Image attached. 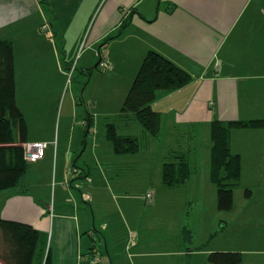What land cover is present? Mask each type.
<instances>
[{
  "label": "crops",
  "instance_id": "1",
  "mask_svg": "<svg viewBox=\"0 0 264 264\" xmlns=\"http://www.w3.org/2000/svg\"><path fill=\"white\" fill-rule=\"evenodd\" d=\"M0 37L13 42L27 141L48 144L16 186L0 190V217L44 234L33 264H210L216 250L264 264V126L231 130L241 174L229 211L217 207L210 132L214 120L264 119V0H0ZM150 50L192 76L159 92L156 136L132 115L118 116L123 102L99 101L108 90L124 101ZM79 52L89 84L59 113L65 71L78 68ZM101 59L108 71L94 69ZM93 79L98 94L85 95ZM109 123L139 149L115 152ZM180 155L191 174L167 187L163 165Z\"/></svg>",
  "mask_w": 264,
  "mask_h": 264
},
{
  "label": "trees",
  "instance_id": "2",
  "mask_svg": "<svg viewBox=\"0 0 264 264\" xmlns=\"http://www.w3.org/2000/svg\"><path fill=\"white\" fill-rule=\"evenodd\" d=\"M46 2V0H43ZM101 59L94 69L105 71ZM92 69H90L91 71ZM90 71H86L89 76ZM192 80L191 74L163 54L150 50L141 62L133 83L125 96L120 117L133 116L151 135L161 129V114L153 108L160 91H175ZM264 126V119L221 121L211 124V178L217 186V207L229 211L234 204V189L239 186L241 160L231 151V130L238 127ZM108 137L118 154L134 153L138 139L121 136L114 123L107 125ZM28 127L24 114L16 102L13 42L0 37V190L16 186L26 171L24 143ZM191 168L184 155L163 165L162 181L167 187L185 183ZM251 196V190L245 189ZM188 241L190 231L183 230ZM44 234L33 226L0 217V259L6 264H33L37 248H44ZM210 264H243L240 251L216 250L208 255ZM44 264H50L46 258Z\"/></svg>",
  "mask_w": 264,
  "mask_h": 264
},
{
  "label": "rangeland",
  "instance_id": "3",
  "mask_svg": "<svg viewBox=\"0 0 264 264\" xmlns=\"http://www.w3.org/2000/svg\"><path fill=\"white\" fill-rule=\"evenodd\" d=\"M85 41H86V39H83V44H82V48L85 46ZM85 53V52H84ZM79 55L77 56H75L74 57V59L72 60V65H74V66H78V64L80 65L84 60L81 58V56H82V53L81 52H79L78 53ZM105 54V53H104ZM105 58V57H104ZM99 60V55H98V58H97V61ZM122 59H115L114 61H118V62H122L121 61ZM96 61V62H97ZM103 61H104V63H106V60L105 59H103ZM102 61V62H103ZM102 62H101V64H102ZM109 64L108 63H106V67H104V69H106L105 71H108L109 69H110V66H108ZM101 67H102V65H101ZM80 67L78 66V68H75V69H73V70H71L70 68L69 69H67L66 71H65V78H64V80H63V83H62V86L60 87V92H59V97H58V111H59V113H60V110H61V107H62V105H63V101H65L66 103L68 102V99H70L71 98V94H72V91L73 90H78V91H75L76 93L75 94H77V98H80L79 96H80V94L81 93H83L84 94V92H83V89L85 88V86L86 85H88L89 84V76H87V75H83L82 73H80V69H79ZM119 71H120V68H117ZM104 71V72H105ZM97 79H100V78H97ZM115 79V78H114ZM103 83H105L104 82V80L102 81ZM108 82V81H107ZM112 82V81H111ZM101 84V81L99 80V81H96L95 79H93L92 80V82L90 83V86H89V88L85 91L86 93H85V95H87L88 94V92L90 93V91H91V89L93 90V94L96 96V94H98V86ZM109 91V92H108ZM108 91H103L102 93H100V95L101 96H103L104 98H100V100L99 101H104V100H107V99H109V102H112V103H114V104H116L117 105V102L119 103V102H123V101H121V100H123V99H121L120 98V93H115V92H112V91H110V90H108ZM114 91V90H113ZM108 98H107V97ZM120 98V99H119ZM120 108L121 107H119V109H117V110H120ZM101 117V116H100ZM101 119V118H100ZM101 120H103V118L101 119ZM103 128V127H102ZM101 131V130H100ZM144 158L146 159V161H147V156L146 155H144ZM32 162H29V166H30V164H31ZM146 190V189H145ZM145 190H144V192H145Z\"/></svg>",
  "mask_w": 264,
  "mask_h": 264
},
{
  "label": "built area",
  "instance_id": "4",
  "mask_svg": "<svg viewBox=\"0 0 264 264\" xmlns=\"http://www.w3.org/2000/svg\"><path fill=\"white\" fill-rule=\"evenodd\" d=\"M47 24H45L42 29L46 30L47 29ZM102 67H106V63L104 61L102 62ZM48 147V144L46 142H29L27 141L24 143L23 148H24V157L28 162H35L41 158L44 157L46 153V149ZM152 195L148 194L147 198L151 199ZM92 261L97 262L99 258L97 255L92 256Z\"/></svg>",
  "mask_w": 264,
  "mask_h": 264
}]
</instances>
